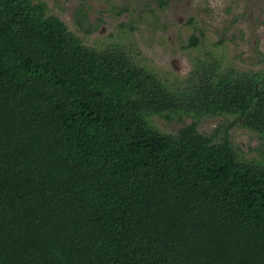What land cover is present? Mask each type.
Masks as SVG:
<instances>
[{"label":"trees","instance_id":"trees-1","mask_svg":"<svg viewBox=\"0 0 264 264\" xmlns=\"http://www.w3.org/2000/svg\"><path fill=\"white\" fill-rule=\"evenodd\" d=\"M218 115L264 136V66L212 58L170 89L45 3L0 0V264H264V158L198 132Z\"/></svg>","mask_w":264,"mask_h":264},{"label":"rangeland","instance_id":"rangeland-1","mask_svg":"<svg viewBox=\"0 0 264 264\" xmlns=\"http://www.w3.org/2000/svg\"><path fill=\"white\" fill-rule=\"evenodd\" d=\"M60 19L86 46H116L140 67L181 89L194 67L215 58L222 67L253 72L264 65V0H32ZM198 38L196 46L190 37ZM192 122L181 116L150 124L174 134ZM198 132L220 142L225 135L248 160L264 158V136L246 130L236 117L203 118Z\"/></svg>","mask_w":264,"mask_h":264}]
</instances>
